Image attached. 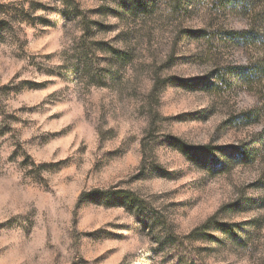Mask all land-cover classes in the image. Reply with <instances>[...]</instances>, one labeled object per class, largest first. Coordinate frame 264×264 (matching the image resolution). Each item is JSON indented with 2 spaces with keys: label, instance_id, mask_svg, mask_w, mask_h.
Returning <instances> with one entry per match:
<instances>
[{
  "label": "rangeland",
  "instance_id": "1",
  "mask_svg": "<svg viewBox=\"0 0 264 264\" xmlns=\"http://www.w3.org/2000/svg\"><path fill=\"white\" fill-rule=\"evenodd\" d=\"M228 2L0 0V264H264V87L229 78L258 50Z\"/></svg>",
  "mask_w": 264,
  "mask_h": 264
},
{
  "label": "trees",
  "instance_id": "2",
  "mask_svg": "<svg viewBox=\"0 0 264 264\" xmlns=\"http://www.w3.org/2000/svg\"><path fill=\"white\" fill-rule=\"evenodd\" d=\"M227 9L236 15H243L249 21L248 29L232 33L230 40L237 44L255 47L258 50L248 66L231 69L229 78L247 86L248 91L253 92L255 88L260 91L262 90L260 88L264 87V0H229ZM201 85L204 89L209 90V88H206V84ZM263 141L264 135L262 134L258 140L254 141V147L257 144L263 145ZM260 146L258 149L242 147L220 151L225 163L223 162V165L218 166L216 169H211L212 171L224 172L227 171V164L243 165L252 163L259 157ZM179 150L188 155V152L186 153L182 148H179ZM203 152L205 157L210 154L208 148H205ZM205 161H199L198 164L203 165ZM253 204L263 205L264 201L261 200Z\"/></svg>",
  "mask_w": 264,
  "mask_h": 264
}]
</instances>
